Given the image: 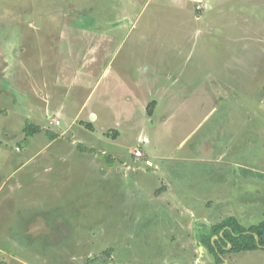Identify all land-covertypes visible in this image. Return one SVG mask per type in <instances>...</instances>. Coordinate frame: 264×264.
I'll list each match as a JSON object with an SVG mask.
<instances>
[{
	"label": "rangeland",
	"instance_id": "rangeland-1",
	"mask_svg": "<svg viewBox=\"0 0 264 264\" xmlns=\"http://www.w3.org/2000/svg\"><path fill=\"white\" fill-rule=\"evenodd\" d=\"M73 84L57 127L43 99ZM228 218L264 221V0H0V261L215 264Z\"/></svg>",
	"mask_w": 264,
	"mask_h": 264
},
{
	"label": "trees",
	"instance_id": "trees-1",
	"mask_svg": "<svg viewBox=\"0 0 264 264\" xmlns=\"http://www.w3.org/2000/svg\"><path fill=\"white\" fill-rule=\"evenodd\" d=\"M88 126L91 127L89 124ZM25 132L27 136H33L40 133L41 128L27 126ZM103 157L105 163L112 162L110 157ZM200 243L213 254L215 264H222L220 255L227 251V246H231L230 250L234 252L253 251L264 247V221L256 226L244 228L235 218H228L210 227L200 239ZM0 264L9 263L0 261Z\"/></svg>",
	"mask_w": 264,
	"mask_h": 264
},
{
	"label": "crops",
	"instance_id": "crops-1",
	"mask_svg": "<svg viewBox=\"0 0 264 264\" xmlns=\"http://www.w3.org/2000/svg\"><path fill=\"white\" fill-rule=\"evenodd\" d=\"M190 3V2H189ZM179 7H181V8H185L187 11H188V5L187 6H179ZM64 79H66V77H63L62 78V82H64ZM64 86L62 85H60V86H58L57 88H56V91H54V92H60L57 96H55L56 97V99H53L52 98V101L50 102H48V100H45V99H43V101H45V104H43L42 106H45V108H44V111H45V120L47 121V120H57V119H55V118H60L61 119V121L63 122L64 121V123L63 124H68L66 121H65V119L63 118V117H61V115H62V113H64L65 115H66V117L68 118V121H69V119H70V122H71V114L72 113H74V115L76 116V118L79 116V115H81L80 114V109L78 108L79 107V105H77V107H76V109H75V111H73V110H71L72 109V105L75 103V101H76V97H75V94H76V92H77V89L79 90V88H78V85L76 86V85H74L73 84V88H75L74 90H72V94L70 95V93L68 92V90H65L64 88H63ZM47 91V90H46ZM42 93H44L43 91L41 92V95H43ZM41 95H39L38 96V98H41ZM33 104V103H32ZM31 106V105H30ZM55 106V107H57V110L58 111H56V110H53V107ZM58 107H60V108H58ZM34 108L35 109H37L35 106H31V108L29 109V107L27 106L26 108H25V110L27 109V112L28 113H33V110H34ZM41 109H42V107H41ZM70 110H71V112H70ZM15 115V114H14ZM63 116V115H62ZM91 116H92V120L93 121H90L91 123H96L97 122V120H96V118H97V116H96V114L95 113H91ZM26 117H28V116H26ZM30 117H32L31 115H29V117H28V121H29V118ZM89 124L91 127H93V125L92 124ZM38 124V123H37ZM40 125V124H39ZM60 125H61V122H60ZM60 125H58L57 127H59ZM28 126H34L33 124L32 125H28ZM56 126V125H55ZM36 127H38V126H36ZM61 127V126H60ZM119 136H120V134H119ZM51 137L54 139V136H52L51 135ZM103 141L102 140H100L99 141V144H101ZM110 152V151H109ZM108 152V154L109 155H111L112 157L115 155L116 156V158H117V161H119V162H121L122 161V155L120 154V151L117 149V148H115V149H113L110 153ZM38 154V153H37ZM36 154V155H37ZM63 154V152L62 151H60V150H56V151H54V152H52L49 156H48V158H44V159H42L41 161H40V166H39V169H36L35 171L34 170H31V175L32 176H34V174L36 173V174H38V171L40 170V168H42V171H40V174H43V175H45V177L46 176H48L49 175V172H50V170L51 169H53L52 167H50L49 166V164L50 163H54L56 160L55 159H59V156H61ZM36 155H34V154H32V155H30L31 157H34V160H36ZM136 160H138L137 158H136ZM35 162V161H34ZM95 162V161H94ZM105 163V162H104ZM111 163V164H110ZM110 163H105L104 165L102 164L101 165V167H103L106 171L107 170H112V169H115V165H114V161L112 160V162H110ZM94 165H96V162L95 163H93ZM101 167H99V168H101ZM147 167V166H146ZM154 167V166H153ZM153 167H148L149 169H151V168H153ZM16 168H18V167H16ZM15 168V172L14 173H17V169ZM116 170L117 171H120V169L119 168H116ZM106 171H104L105 173H106ZM48 178V177H47ZM24 179V178H23ZM24 181V180H23ZM44 187H45V189L46 190H49L50 192H54L55 191V189H56V187H53L52 185H49V184H45L44 185ZM55 188V189H54ZM55 198H57V196H55L54 195V193H52V194H50V196H48V197H45V202L47 203V201H51V199H55ZM78 206H79V203L77 204Z\"/></svg>",
	"mask_w": 264,
	"mask_h": 264
},
{
	"label": "built area",
	"instance_id": "built-area-1",
	"mask_svg": "<svg viewBox=\"0 0 264 264\" xmlns=\"http://www.w3.org/2000/svg\"><path fill=\"white\" fill-rule=\"evenodd\" d=\"M53 123H54L56 126L60 125V121H59V120H54ZM134 155H135V157H136L137 159H144V160H145V165H146V166H148V167H153V166H154L152 160L145 159V156H146V155H145L142 151L137 150V151L135 152Z\"/></svg>",
	"mask_w": 264,
	"mask_h": 264
},
{
	"label": "flooded vegetation",
	"instance_id": "flooded-vegetation-1",
	"mask_svg": "<svg viewBox=\"0 0 264 264\" xmlns=\"http://www.w3.org/2000/svg\"><path fill=\"white\" fill-rule=\"evenodd\" d=\"M222 222V221H221ZM212 227V226H211ZM222 234V233H221ZM226 249V248H225Z\"/></svg>",
	"mask_w": 264,
	"mask_h": 264
}]
</instances>
